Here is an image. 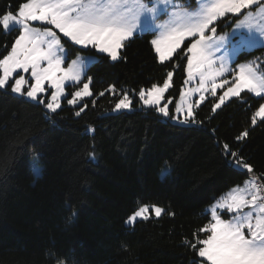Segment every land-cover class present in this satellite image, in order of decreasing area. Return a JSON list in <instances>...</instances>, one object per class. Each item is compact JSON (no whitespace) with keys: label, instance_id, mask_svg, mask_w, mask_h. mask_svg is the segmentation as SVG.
<instances>
[{"label":"trees","instance_id":"obj_1","mask_svg":"<svg viewBox=\"0 0 264 264\" xmlns=\"http://www.w3.org/2000/svg\"><path fill=\"white\" fill-rule=\"evenodd\" d=\"M22 2L0 0V15ZM237 17L215 25L229 28ZM154 34L134 33L115 62L62 38L68 60L77 52L96 55L82 79L92 78V95L78 106L63 98L48 113L0 90V264H200L190 244L205 238L194 233L211 222L207 207L249 176L264 175V122L252 123L264 99L243 91L213 110L208 97L186 125L140 107L139 91L172 72L165 95L172 113L185 79L187 43L161 62ZM17 35L0 26V58ZM251 58L263 59L264 71V47L242 51L236 61ZM80 85H67L66 97ZM125 93L134 108L113 113ZM225 144L252 173L237 167ZM140 205L163 212L126 226Z\"/></svg>","mask_w":264,"mask_h":264},{"label":"snow or ice","instance_id":"obj_2","mask_svg":"<svg viewBox=\"0 0 264 264\" xmlns=\"http://www.w3.org/2000/svg\"><path fill=\"white\" fill-rule=\"evenodd\" d=\"M254 3L255 0H211L198 15L189 14L183 23L171 27L162 38L153 39L151 43L163 62L180 46L185 37H192V43L187 46V52L191 53L188 56L190 74L195 60L197 69H203L199 71L201 87H204L206 79L211 81V90L215 95V90L221 87L215 82L216 77L227 71L223 65L219 69L212 68V49L215 47L219 51L215 24L229 14L233 17L243 14L242 9H247ZM260 3L264 4V0H260ZM185 4L187 11L192 7V0H185ZM155 11L153 0H26L20 3L15 14L7 11L0 15V26L6 32L18 30L10 49H6L7 54L0 58V90H10L11 93L25 96L55 113L61 107L60 97L65 81H81V71L74 67L75 61L67 68L61 67L67 53H64L62 37L58 36L56 30L73 44L85 47L92 45L115 62L122 59L119 50L124 46L123 42L133 35L141 14ZM172 15L175 16L176 13L173 12ZM31 22H41L51 27H33ZM208 32L213 35L209 36ZM219 39L222 40L223 37ZM162 43L167 44V47L162 49ZM60 53H64L63 60ZM29 72L30 80L22 74ZM167 75L171 78L173 73L168 72ZM91 79L89 77L88 82L83 83L82 89L70 93L71 99L64 97L69 105H78L82 97L92 95L89 91ZM45 83L53 91L50 97L42 98L40 94L47 91ZM223 83L227 84L228 81ZM168 87L169 80L165 79L163 87L153 84L150 89H141L139 97L145 105H157L156 110L168 117V106L159 107L162 95ZM244 89L264 99V72L252 65L241 66L234 73L232 86L219 97V103L213 105V110L219 108L230 95L240 96ZM109 90L114 89L110 86ZM132 103V99L125 93L115 103V109H128ZM180 110V106H177V112ZM83 111L84 108L81 107L75 115L80 116ZM257 117L264 122V104H260L253 115V124ZM244 135L247 133H241L237 139ZM224 151L235 159L237 167L246 169L247 173L253 172L251 165L236 159L237 153L231 151L228 144L224 145ZM259 179L264 180V175ZM245 184L249 186L248 189L239 190V195L235 194L238 190L233 189V195L228 202L217 206L226 213H233L231 219H221L214 209L211 222L194 233L206 234L205 238H198L190 244L194 256L203 258L206 264H264V195H261L264 184L258 183L255 176L246 180ZM154 211L159 216L162 209L154 207ZM147 212L149 207L144 205L129 217V221Z\"/></svg>","mask_w":264,"mask_h":264},{"label":"rangeland","instance_id":"obj_3","mask_svg":"<svg viewBox=\"0 0 264 264\" xmlns=\"http://www.w3.org/2000/svg\"><path fill=\"white\" fill-rule=\"evenodd\" d=\"M153 3L156 6L155 13H142L140 16V20H139L137 27L134 30L133 34L134 33H143L146 31H154L155 34H154L153 39L162 38V36L164 34H166V32L171 27L175 26L178 23H183V21L187 18V16L189 14L198 15L204 9V7L206 5L211 3V0H195V5L192 6L190 9H188L187 11H185V9H186L185 0H166V2H165V0H153ZM173 12L176 13L175 16L172 15ZM242 13L243 14H237V16H238L237 19L232 23V25L229 28L219 30V29H217V26L215 25V27L217 29V31L215 33V38H216V44L219 47V51H217L215 47L212 49V52H213L212 68L213 69H219L221 67V65H223L227 69V71H225L222 76L216 77L215 82L217 84H220L221 87H219L215 90V95H213L212 90H211V81L206 79L205 83H204V87H201V77H200L199 71H203V69H200V70L197 69L195 60L193 62V67L191 69V74H190V69H189V65H188V56L191 55V53L187 52V59H186V65H185V79H184V83L181 87L180 93H179V95L175 101L174 111L171 113L169 110L170 115L168 117H165L162 113H159L156 110L157 105H152V104L145 105L143 100L140 99V97H139L140 107L141 106L142 107H153L156 110V112L158 114H160L162 117L169 118L174 123L186 125V124L190 123L189 118H191L193 115L194 107L200 105L208 97H213L215 99L214 104L219 103V97L221 95H223L224 92L227 91L228 87L232 86L234 73L238 72V70L241 66L252 65L255 68H257L260 72H264L262 70V68L260 67L261 61H263V59L251 58V59L236 61L237 56L240 52L253 50L254 48H257V47H262V46L264 47V4H261L260 0H255L254 5L249 6V8H247V9H242ZM229 15H231V14H229ZM228 21H229V19H228ZM31 24L33 27H38V28L51 27L50 25H45V24H42L41 22H31ZM56 31L58 33V36L68 40V38L63 37L62 33H59L58 30H56ZM207 34L209 36L213 35L211 32H208ZM220 37H223V39L220 40L219 39ZM68 41L70 43H72L70 40H68ZM192 41H193L192 37H190V36L185 37V39L181 42L180 46L177 47L172 52V54L167 59H165L164 61L169 60L173 56V54L183 46V44L187 43V46H188V44L192 43ZM61 44L63 45L64 53L68 54V50H67L68 48L65 45V43L63 42V39H61ZM73 45H75V44H73ZM75 46H77L78 48H82V49L93 48L97 53H100L92 45H88L87 47L82 46V45H75ZM161 47H162V49H164L167 47V44L162 43ZM153 48H154V46H153ZM186 51H187V48H186ZM64 53H60L62 60L64 59ZM102 54H105V53H102ZM157 57H158V54H157ZM158 59H159V57H158ZM95 60H96V55H94L92 53L77 52L76 55L71 57L69 60H68V55H67L66 60L64 61V63H62L61 67L67 68V66L69 64H72L73 61H75L74 67L81 71V81H77V82L65 81L64 86H63V91H62V94L60 97V105H61V100L65 96L68 95L67 90H66L67 85L81 83V85L76 90L73 91V92H75L79 89H82L83 83L88 82V80L82 81V79L84 77V74H85L87 67L92 62H94ZM22 74L25 75L26 79L30 80V72L29 73H22ZM166 79L169 80V87H170L171 78H168V75H167ZM225 80L228 81L227 84L223 83V81H225ZM163 85H164V82L160 85H157V87H163ZM169 87L163 93L162 98L160 100L159 107H163V106L167 105L168 109L170 108L172 98L165 96ZM26 88H27V85L25 86V89ZM45 88L47 89V91L43 94H40L42 96V98L50 97L51 92L53 91L52 89L48 88L47 83H45ZM148 89H150V88H148ZM145 90H147V89H145ZM89 91L91 92L90 85H89ZM243 91L249 92L247 89H244ZM249 93L255 97H258L256 95V93H253V92H249ZM16 95H18V94H16ZM19 96H21V95H19ZM23 97L28 99L25 96H23ZM88 97L89 96L82 97L79 101V104L83 101V99L88 98ZM232 97H235V96L230 95L229 97H227L225 99L224 102H226L227 100H229ZM71 98L72 97L70 96L67 99H71ZM145 98H147V96ZM197 101H199V103H197ZM222 104H220V105H222ZM261 104H264V101ZM78 105H70V106H78ZM177 106H180L181 110L179 112H177ZM189 106H191V107H189ZM133 108L134 107L131 105L130 108H128V109L116 110L115 106H114L112 112L116 113V112H120V111H130ZM45 110L48 113H53L46 108H45ZM189 112H191V115H189ZM172 117H176V119H173ZM256 119H261V118L257 117ZM185 120H187L188 122L183 123L182 121H185ZM231 188L227 192H225L223 195L219 196L212 204H210L207 207L208 211L210 212L211 218H212V211L214 209L218 213L223 210V209L218 208L217 206L220 203L228 202L229 197L231 195H233V193H232L233 189H231ZM234 189H236V187H234ZM235 194L239 195L238 193H235ZM142 206H144V205L138 206L128 216V218L124 222V224L126 226L132 225L137 219H143L145 217L147 218L150 215H152L154 217H158L155 214L154 207L161 208L162 209L161 213L163 212V208L160 206L147 205L149 207V212L145 213L141 217H136L135 219L129 221V217L133 216L134 213L136 211H138L139 208ZM201 264H204V263H201Z\"/></svg>","mask_w":264,"mask_h":264},{"label":"crops","instance_id":"obj_4","mask_svg":"<svg viewBox=\"0 0 264 264\" xmlns=\"http://www.w3.org/2000/svg\"><path fill=\"white\" fill-rule=\"evenodd\" d=\"M252 178V176H249L246 180H249V179H251ZM246 180H244L241 184H239V185H236V186H233L231 189H234V187H236V189L238 190L236 193H238V194H240V192H239V190H244V189H248V185H246L245 184V181ZM247 209H245V211H246ZM222 212H225V211H220L219 212V214L220 213H222ZM226 213V212H225ZM226 214H228V217H222L221 215V219H223V220H229V219H231L232 218V216H233V214L232 213H226ZM211 216V215H210ZM201 258V257H200ZM202 259V261L200 262V264L201 263H204V264H206V262H204L203 261V258H201Z\"/></svg>","mask_w":264,"mask_h":264},{"label":"built area","instance_id":"obj_5","mask_svg":"<svg viewBox=\"0 0 264 264\" xmlns=\"http://www.w3.org/2000/svg\"><path fill=\"white\" fill-rule=\"evenodd\" d=\"M255 176L258 178V183H262V181L259 179V177L257 175H252V177ZM263 184V183H262ZM249 187V186H248ZM261 195H264V192L261 193Z\"/></svg>","mask_w":264,"mask_h":264}]
</instances>
